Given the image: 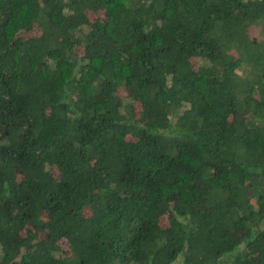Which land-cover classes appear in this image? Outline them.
<instances>
[{"label": "trees", "instance_id": "trees-1", "mask_svg": "<svg viewBox=\"0 0 264 264\" xmlns=\"http://www.w3.org/2000/svg\"><path fill=\"white\" fill-rule=\"evenodd\" d=\"M0 264H264V0H0Z\"/></svg>", "mask_w": 264, "mask_h": 264}, {"label": "rangeland", "instance_id": "rangeland-1", "mask_svg": "<svg viewBox=\"0 0 264 264\" xmlns=\"http://www.w3.org/2000/svg\"><path fill=\"white\" fill-rule=\"evenodd\" d=\"M34 31H36V30H34Z\"/></svg>", "mask_w": 264, "mask_h": 264}]
</instances>
